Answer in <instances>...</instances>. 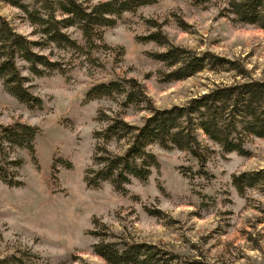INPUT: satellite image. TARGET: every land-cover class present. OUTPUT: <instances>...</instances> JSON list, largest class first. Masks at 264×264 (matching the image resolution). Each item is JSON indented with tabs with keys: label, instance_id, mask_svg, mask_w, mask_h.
Here are the masks:
<instances>
[{
	"label": "rangeland",
	"instance_id": "rangeland-1",
	"mask_svg": "<svg viewBox=\"0 0 264 264\" xmlns=\"http://www.w3.org/2000/svg\"><path fill=\"white\" fill-rule=\"evenodd\" d=\"M10 1L0 0V15L18 33L42 41L39 27ZM78 1L95 5L106 0ZM22 2L30 11H40L41 4ZM227 9L226 0L203 5L159 0L124 13L113 27L100 28L94 45L77 26L65 29L81 49L49 44L40 50L64 73L33 77L28 64L19 62L32 92L43 101L41 109L19 102L0 80V124L41 130L35 140L36 161L27 150L6 147L7 160L23 162L17 174L23 186L10 188L0 181V259L8 260L2 264H109L94 253L93 245L122 240L214 264H264V138L248 140V155L223 154L201 133L203 144L213 150L205 173L187 152L154 144L149 150L160 168L146 182L133 179L127 196L109 183L97 190L85 183L96 155L95 134L107 126L98 117L123 113L127 122L141 126L150 115L145 106L121 111L116 99L87 102L92 88L137 79L157 108L168 109L215 85L240 81L234 71L206 69L166 82L171 68L154 55L168 47L146 37L161 31L177 47L240 62L255 79L264 80V30L237 22ZM129 141H113L108 148L122 155ZM68 163L72 169L65 167Z\"/></svg>",
	"mask_w": 264,
	"mask_h": 264
},
{
	"label": "trees",
	"instance_id": "trees-1",
	"mask_svg": "<svg viewBox=\"0 0 264 264\" xmlns=\"http://www.w3.org/2000/svg\"><path fill=\"white\" fill-rule=\"evenodd\" d=\"M22 1L12 0L10 3L22 9L30 22L39 27L42 41H32L18 33L0 15V80L6 92L30 109H41L43 101L32 92L30 78L23 76L20 61L28 64V72L33 77L50 76L58 71L64 73L58 63L40 50L49 44L63 49H81L64 32L65 29L77 26L84 39L94 45V40L100 36V28L113 27L124 13L136 12L141 7L159 2L106 0L86 5L78 0H30L35 5L41 4L40 11H30L29 5ZM193 1L203 5L212 0ZM226 1L228 12L237 22L256 25L264 30V0ZM146 40L168 47L166 52L154 55V59L171 68L165 75L166 82L185 80L206 69L234 71L240 81L215 85L185 105L168 109L157 108L147 94L146 86L137 79H118L92 88L87 93V102L116 99L121 111L131 106H145L150 115L141 126L127 122L123 113L98 117V121L107 126L95 134L96 155L93 167L88 169L85 177L88 188L97 190L109 183L118 194L127 196V187L133 179L146 182L152 170L160 168L157 156L149 150L154 144L165 150L187 152L197 160L200 172L205 173L207 160L213 150L203 144L201 133L218 146L223 154L248 155V140L252 137L264 138V80L255 79L240 62L210 52L198 54L177 47L161 31L146 37ZM40 133L39 128L27 124H0V181L10 188L23 186L17 175L23 162L7 160L6 147L27 150L35 158V140ZM123 140L130 141L122 155L109 150L111 142ZM65 167L72 169L73 165L68 163ZM93 235L97 236L95 233ZM109 236L114 238V234ZM93 251L109 264H214L203 257L187 258L157 245L135 241H102L93 245ZM7 261V258L0 259L1 264Z\"/></svg>",
	"mask_w": 264,
	"mask_h": 264
}]
</instances>
